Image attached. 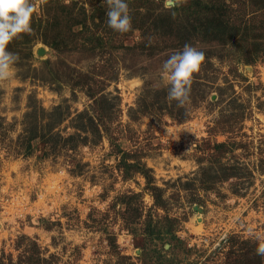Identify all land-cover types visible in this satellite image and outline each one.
<instances>
[{
    "label": "rangeland",
    "instance_id": "rangeland-1",
    "mask_svg": "<svg viewBox=\"0 0 264 264\" xmlns=\"http://www.w3.org/2000/svg\"><path fill=\"white\" fill-rule=\"evenodd\" d=\"M127 2L118 33L103 0H45L8 46L0 264H264V0ZM185 44L206 58L179 107Z\"/></svg>",
    "mask_w": 264,
    "mask_h": 264
},
{
    "label": "clouds",
    "instance_id": "clouds-1",
    "mask_svg": "<svg viewBox=\"0 0 264 264\" xmlns=\"http://www.w3.org/2000/svg\"><path fill=\"white\" fill-rule=\"evenodd\" d=\"M45 0H0V82L15 76V66L20 60L18 53L8 50L11 42L23 34L32 35L34 15L39 14V5ZM182 0H164V8L171 11L179 7ZM106 5V24L118 33H127L132 29V17L127 0H103ZM173 17L176 13L172 12ZM205 53L191 44H185L182 51L173 53L164 61L161 69L163 87L167 88L166 100L176 101L184 107L190 99L194 74L201 70ZM187 131L192 132L190 129ZM248 235L256 243V254L264 257V232L253 228Z\"/></svg>",
    "mask_w": 264,
    "mask_h": 264
},
{
    "label": "trees",
    "instance_id": "trees-1",
    "mask_svg": "<svg viewBox=\"0 0 264 264\" xmlns=\"http://www.w3.org/2000/svg\"><path fill=\"white\" fill-rule=\"evenodd\" d=\"M217 24L219 25L220 23L217 22ZM208 29H209L210 32L214 31L215 29L217 30L216 27H214V28H212V29L210 30V26L208 27ZM33 137H34V136L31 135L30 138H33ZM124 165H125L124 167H125V170H126V171L129 169V167H132V166H133V167H136V171H137V172L142 173L146 178L148 177L147 172L143 171V169H145V168H144L143 166H140V164L132 163V162H125Z\"/></svg>",
    "mask_w": 264,
    "mask_h": 264
},
{
    "label": "bare ground",
    "instance_id": "bare-ground-1",
    "mask_svg": "<svg viewBox=\"0 0 264 264\" xmlns=\"http://www.w3.org/2000/svg\"><path fill=\"white\" fill-rule=\"evenodd\" d=\"M44 50V49H43Z\"/></svg>",
    "mask_w": 264,
    "mask_h": 264
}]
</instances>
